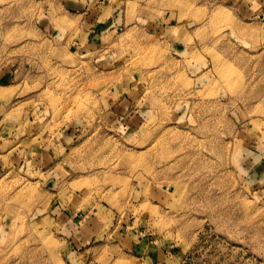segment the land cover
<instances>
[{"label":"rangeland","instance_id":"rangeland-1","mask_svg":"<svg viewBox=\"0 0 264 264\" xmlns=\"http://www.w3.org/2000/svg\"><path fill=\"white\" fill-rule=\"evenodd\" d=\"M0 97L74 134L55 167L0 171V264H68L70 196H134L166 264H264V0H0Z\"/></svg>","mask_w":264,"mask_h":264},{"label":"crops","instance_id":"crops-1","mask_svg":"<svg viewBox=\"0 0 264 264\" xmlns=\"http://www.w3.org/2000/svg\"><path fill=\"white\" fill-rule=\"evenodd\" d=\"M88 13L91 14L90 9ZM59 14L61 22L58 27L51 25V29L67 40L68 18L76 14L65 9ZM70 41L73 44L75 40ZM129 120L134 124V117ZM45 123L34 110L23 105L11 106L0 97V171L53 168L64 154L67 156L73 132H47ZM56 202L49 216L56 236L64 244L62 253L68 264H101L102 256L107 264L114 259L121 260V264H166L163 250L152 245L150 237L144 241L135 239L134 233L140 231L141 225L134 227V196L120 211L106 202L82 197L70 196ZM120 203L123 204L122 200ZM112 247L115 255L111 257Z\"/></svg>","mask_w":264,"mask_h":264}]
</instances>
